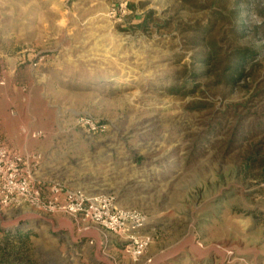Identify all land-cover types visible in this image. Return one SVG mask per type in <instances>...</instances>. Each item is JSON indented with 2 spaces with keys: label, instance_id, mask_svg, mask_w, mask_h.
I'll return each instance as SVG.
<instances>
[{
  "label": "rangeland",
  "instance_id": "obj_1",
  "mask_svg": "<svg viewBox=\"0 0 264 264\" xmlns=\"http://www.w3.org/2000/svg\"><path fill=\"white\" fill-rule=\"evenodd\" d=\"M212 46L253 52L233 86L201 63ZM0 139L35 159V185L142 213L152 264H264V0H0ZM77 228L0 212V248L32 264H131L117 239L112 258Z\"/></svg>",
  "mask_w": 264,
  "mask_h": 264
},
{
  "label": "built area",
  "instance_id": "obj_2",
  "mask_svg": "<svg viewBox=\"0 0 264 264\" xmlns=\"http://www.w3.org/2000/svg\"><path fill=\"white\" fill-rule=\"evenodd\" d=\"M77 124L91 133L99 129L85 118H79ZM39 136L36 134L33 138ZM34 160L9 150L0 139V212L33 208L65 215L76 223L78 233H95L103 249H108L110 238H115L123 244L122 255L131 264H152L151 259L145 258L152 241L143 233L146 218L142 213L118 208L111 194L90 197L82 190L63 189L58 183H51L48 188L35 185L30 165ZM44 191L50 194L47 203L42 198Z\"/></svg>",
  "mask_w": 264,
  "mask_h": 264
},
{
  "label": "trees",
  "instance_id": "obj_3",
  "mask_svg": "<svg viewBox=\"0 0 264 264\" xmlns=\"http://www.w3.org/2000/svg\"><path fill=\"white\" fill-rule=\"evenodd\" d=\"M149 19V16L147 17L146 20H143L141 24H139L137 27L139 28H145L147 25V21ZM258 29V28H256ZM241 31L239 28L231 29V35L233 39L239 35ZM219 50L212 46L210 48V51L207 54H204L201 57V63H206L209 64L210 61L212 60H217L218 64L220 63V79L225 83V85L228 86H233L236 81H238L244 74L243 70L245 66L248 64V61L253 54V52L246 51V50H241L235 46H233L230 51L225 54L224 56L219 55ZM259 157L260 155L257 154ZM251 156L248 158L249 162L255 163L254 158L257 157ZM260 163L262 164L263 167H261L264 170V160H260ZM16 236H13L9 240L13 241L14 243H18L21 247L27 246L28 244V236L20 234L17 232ZM30 260H25L21 256H10L9 254H6L3 250V248H0V264H32Z\"/></svg>",
  "mask_w": 264,
  "mask_h": 264
},
{
  "label": "crops",
  "instance_id": "obj_4",
  "mask_svg": "<svg viewBox=\"0 0 264 264\" xmlns=\"http://www.w3.org/2000/svg\"><path fill=\"white\" fill-rule=\"evenodd\" d=\"M110 241H109V243H108V252H109V254H110V256L113 258V257H115L116 255H118L117 253V250L113 247V246H110ZM110 246V247H109ZM87 247V246H86ZM120 253V252H119ZM121 255H122V253H120ZM122 257H123V255H122ZM126 260L128 261V259L126 258Z\"/></svg>",
  "mask_w": 264,
  "mask_h": 264
}]
</instances>
